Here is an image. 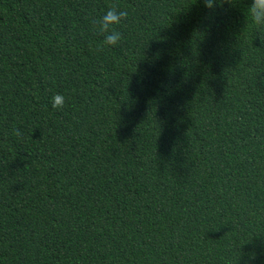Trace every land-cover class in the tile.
Here are the masks:
<instances>
[{"label": "trees", "instance_id": "1", "mask_svg": "<svg viewBox=\"0 0 264 264\" xmlns=\"http://www.w3.org/2000/svg\"><path fill=\"white\" fill-rule=\"evenodd\" d=\"M250 2L0 0V264H264Z\"/></svg>", "mask_w": 264, "mask_h": 264}, {"label": "clouds", "instance_id": "2", "mask_svg": "<svg viewBox=\"0 0 264 264\" xmlns=\"http://www.w3.org/2000/svg\"><path fill=\"white\" fill-rule=\"evenodd\" d=\"M219 3L220 0H203L206 9H212L214 4L219 6ZM247 14L253 27L264 29V0H251L247 7ZM127 16L126 11L118 9L116 6H109L102 15L91 19L93 30L102 36L103 46L114 47L122 40V34L116 26L121 25ZM64 102L65 97L62 94L57 93L51 97L53 108H62ZM16 135H19V132H16Z\"/></svg>", "mask_w": 264, "mask_h": 264}]
</instances>
